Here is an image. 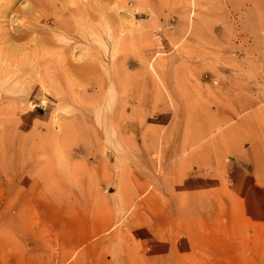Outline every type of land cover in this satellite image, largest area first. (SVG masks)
<instances>
[{
	"label": "rangeland",
	"instance_id": "1",
	"mask_svg": "<svg viewBox=\"0 0 264 264\" xmlns=\"http://www.w3.org/2000/svg\"><path fill=\"white\" fill-rule=\"evenodd\" d=\"M74 1L0 0V264H264V0Z\"/></svg>",
	"mask_w": 264,
	"mask_h": 264
},
{
	"label": "bare ground",
	"instance_id": "2",
	"mask_svg": "<svg viewBox=\"0 0 264 264\" xmlns=\"http://www.w3.org/2000/svg\"><path fill=\"white\" fill-rule=\"evenodd\" d=\"M9 1H11V0H9ZM37 1V4L38 5H36V6H39V7H41L42 9H44V7H49L50 6V8L52 7L53 8V11L56 13L57 11H59L58 9H59V4H61V6H66V0H36ZM74 1V0H73ZM77 1V0H76ZM5 2V1H4ZM7 2V1H6ZM75 2V1H74ZM97 2V1H96ZM100 2V1H99ZM12 3H13V0H12ZM12 3L11 4H9V6H7L6 8H5V10L7 11V12H9L10 10H11V8H12ZM30 3V2H29ZM82 3V2H81ZM6 4V3H5ZM75 4V6L73 7V10L72 11H74L75 10V13L77 12L79 15H80V18H79V21H81V22H84V20H85V14H87L88 16H90L91 17V21L92 22H94V21H97L98 20V16H96V12L97 11H100L99 9L96 11V9L98 8L97 7V4H94L95 6H93V5H91V6H89L88 4H83V5H80V4H77V3H74ZM93 4V3H92ZM28 5H30V4H28ZM32 5V4H31ZM30 5V6H31ZM26 6V5H25ZM60 6V7H61ZM38 7V8H39ZM101 7V6H100ZM31 8V7H30ZM30 8H27L26 10H24L23 12H22V16H24V15H27L28 17L27 18H33V16H34V14L38 11L39 12V14H37L35 17H37V18H45V20L46 21H49L50 19H47L45 16H44V14L43 13H41V11H39V9H37L36 8V10L35 9H30ZM66 8V7H65ZM1 9V8H0ZM70 9H72V8H70ZM48 10V9H47ZM52 10V9H51ZM50 9H49V11H51ZM62 10V9H61ZM2 11H4V10H2ZM6 11H4V12H6ZM69 11V10H68ZM1 12V11H0ZM4 12H1V13H3L4 14ZM6 12V13H7ZM47 12V11H46ZM62 12H63V10H62ZM70 12H71V10H70ZM19 13H21V12H19ZM59 13V12H58ZM58 13H56V14H58ZM73 14H74V12H72ZM48 14V13H47ZM46 14V15H47ZM78 14H76V15H78ZM50 15V14H49ZM64 15V14H63ZM44 16V17H43ZM99 16H101V15H99ZM26 17V16H25ZM47 17H49V16H47ZM51 17V16H50ZM62 18V17H61ZM60 18V19H61ZM16 19V18H15ZM15 19H13L12 20V22H13V24H15L17 21L15 20ZM64 19V18H63ZM19 20V19H18ZM22 20V22L23 23H21V24H25L24 23V20H23V18L21 19ZM26 20V19H25ZM29 20V19H28ZM58 20V19H57ZM62 22H60V24L63 26H67V24H66V21H64V20H61ZM67 21H70V20H67ZM99 21V20H98ZM97 21V22H98ZM11 22V23H12ZM19 22H21L20 20H19ZM29 22H30V20H29ZM32 22V21H31ZM34 22V21H33ZM91 22V23H92ZM27 23V22H26ZM102 23V22H101ZM111 23V22H110ZM35 24V23H34ZM95 24V23H94ZM94 24H92V26L94 25ZM105 24V23H104ZM18 25V24H17ZM16 25V27H18ZM107 25H108V23H107ZM15 26V25H14ZM13 26V27H14ZM20 26V25H19ZM25 26V25H24ZM28 26V25H27ZM33 26V25H32ZM104 26V25H103ZM21 27V26H20ZM26 27V26H25ZM28 28V27H27ZM43 28V27H42ZM63 28V27H62ZM14 29V28H13ZM30 29V28H29ZM48 29V28H47ZM87 29H89V28H87ZM15 30L16 29H14V32H15ZM24 30H25V28H24ZM57 30V29H56ZM101 30V29H100ZM33 31V30H32ZM46 31V30H45ZM52 31V30H51ZM58 31V30H57ZM93 31V32H92ZM107 31V30H106ZM1 32V31H0ZM19 33H17L16 34V36H14V35H10L9 37V39H14V40H25L24 38H27L31 33L29 32H23V31H18ZM23 32V33H22ZM36 32V31H35ZM56 32V31H55ZM81 32V31H80ZM89 32L91 33H94V35H96V36H94V40H99V36H98V31L96 32L95 30H93V29H90L89 30ZM121 32V31H120ZM124 32V31H123ZM37 33V32H36ZM50 33V32H49ZM13 34V33H12ZM2 35H5V34H2ZM33 35H34V32H33ZM38 35H39V33H38ZM78 36L80 37V39L81 40H84V39H86L87 38V36H88V34H87V32H82V33H78ZM1 37V36H0ZM31 37V36H30ZM30 37H28V38H30ZM78 37V38H79ZM2 38V37H1ZM0 38V39H1ZM8 38V37H7ZM33 38V37H32ZM31 38V39H32ZM75 39H76V36L74 37ZM77 38V39H78ZM90 38V37H89ZM88 38V39H89ZM35 39V38H34ZM42 39V38H41ZM91 39V38H90ZM120 39V38H119ZM27 40V39H26ZM52 40V38H48V40H45V42H50ZM122 40V39H121ZM28 41V40H27ZM35 41H36V39H35ZM34 41V42H35ZM41 41H44V40H41ZM5 42H7V41H5ZM17 42V41H16ZM22 42V41H21ZM33 42V41H32ZM2 43V42H1ZM13 43V42H12ZM19 43H20V41H19ZM26 43V42H25ZM24 43V44H25ZM37 43V42H36ZM6 44V43H5ZM11 44V43H10ZM35 44V43H34ZM19 45H21V43L19 44ZM37 45V44H36ZM44 45V44H43ZM7 46V45H6ZM23 46V45H22ZM27 46V45H26ZM45 46H47V45H45ZM10 47H11V49H12V51L13 52H21V50L22 49H24V48H21V46H18V45H14V44H11L10 45ZM74 47V46H73ZM2 48V47H1ZM0 48V49H1ZM4 48V47H3ZM65 49V48H64ZM64 49H62V50H64ZM5 50V49H4ZM66 50V49H65ZM70 50V49H69ZM7 51V50H6ZM67 51V50H66ZM70 52V51H69ZM7 53V52H6ZM10 54V53H9ZM11 54H12V52H11ZM7 55V54H6ZM68 55V54H67ZM85 55H87V54H85ZM98 55V54H97ZM12 56H15V55H13L12 54ZM20 56V55H19ZM27 56V55H26ZM96 56V55H95ZM18 57V56H17ZM24 57V56H23ZM30 57H33L32 55L30 56ZM38 57V56H37ZM66 57V56H65ZM67 57H69V55L67 56ZM76 58V60H78V61H81L82 59H83V56H78V57H75ZM99 58V57H98ZM9 60H10V58H8ZM25 61L27 60V58H23ZM9 60H7V59H0V72L2 73V74H4V73H7V72H9L10 71V69H9V65H8V63L10 62ZM18 60V59H17ZM19 60H20V58H19ZM22 60V59H21ZM30 60V59H29ZM67 60V59H66ZM72 60V59H71ZM12 61H13V59H12ZM24 62V61H23ZM27 62V61H26ZM12 63V62H11ZM18 63H20V62H18ZM25 63V62H24ZM16 64H17V62H16ZM66 64V63H65ZM15 65V64H14ZM20 65V64H19ZM18 65V66H19ZM22 65V64H21ZM69 68V67H68ZM70 68H71V70L74 72V74H76V75H78V76H83L84 78H85V76L87 77L88 75H91L92 73H93V70H95V68H96V66H95V63H92L91 61H85V62H79V63H74V64H71L70 65ZM98 78H99V76H98ZM73 89V88H72ZM74 90V89H73ZM213 128V127H212ZM193 139V138H192ZM198 144V143H197Z\"/></svg>",
	"mask_w": 264,
	"mask_h": 264
},
{
	"label": "crops",
	"instance_id": "3",
	"mask_svg": "<svg viewBox=\"0 0 264 264\" xmlns=\"http://www.w3.org/2000/svg\"><path fill=\"white\" fill-rule=\"evenodd\" d=\"M101 166H99L98 168H97V170H99V173H101ZM123 201H126V200H123ZM123 204V203H122ZM125 204H127V201H126V203H124L123 205H125ZM141 229H139V230H137L138 232H139V234H138V238H140V239H147V237H145V233L146 234H149L150 233V230H147L148 228H146V229H144V226H139ZM151 234V233H150ZM150 244V243H149ZM108 261L109 260H111V258L110 259H107ZM113 261H115V263L116 264H130V261H129V259H127V257H121V255H119L118 256V258H116L115 260H113Z\"/></svg>",
	"mask_w": 264,
	"mask_h": 264
}]
</instances>
